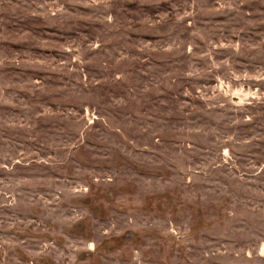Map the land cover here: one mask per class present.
I'll list each match as a JSON object with an SVG mask.
<instances>
[{
  "label": "rangeland",
  "instance_id": "1",
  "mask_svg": "<svg viewBox=\"0 0 264 264\" xmlns=\"http://www.w3.org/2000/svg\"><path fill=\"white\" fill-rule=\"evenodd\" d=\"M0 264H264V0H0Z\"/></svg>",
  "mask_w": 264,
  "mask_h": 264
}]
</instances>
